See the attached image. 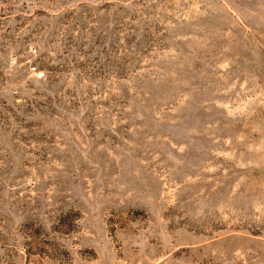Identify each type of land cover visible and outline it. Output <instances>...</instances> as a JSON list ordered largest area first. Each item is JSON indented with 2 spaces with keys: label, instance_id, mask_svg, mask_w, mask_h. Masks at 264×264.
Here are the masks:
<instances>
[{
  "label": "rangeland",
  "instance_id": "rangeland-1",
  "mask_svg": "<svg viewBox=\"0 0 264 264\" xmlns=\"http://www.w3.org/2000/svg\"><path fill=\"white\" fill-rule=\"evenodd\" d=\"M0 264H264V0H0Z\"/></svg>",
  "mask_w": 264,
  "mask_h": 264
}]
</instances>
